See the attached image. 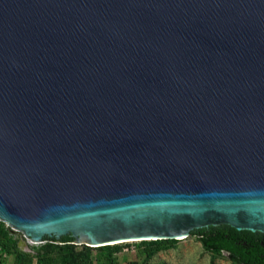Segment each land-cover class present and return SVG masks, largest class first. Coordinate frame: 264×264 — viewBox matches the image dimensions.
I'll return each mask as SVG.
<instances>
[{"label":"water","instance_id":"95a60500","mask_svg":"<svg viewBox=\"0 0 264 264\" xmlns=\"http://www.w3.org/2000/svg\"><path fill=\"white\" fill-rule=\"evenodd\" d=\"M0 221L264 234V0H0Z\"/></svg>","mask_w":264,"mask_h":264},{"label":"trees","instance_id":"16d2710c","mask_svg":"<svg viewBox=\"0 0 264 264\" xmlns=\"http://www.w3.org/2000/svg\"><path fill=\"white\" fill-rule=\"evenodd\" d=\"M196 235L203 248L211 253L226 257L234 264H264V234L248 230H236L228 225L208 226L191 231ZM43 244L33 247L29 254L34 257L38 264H54L53 255L58 256L59 264H93L90 247L84 246L80 251H74L69 246L73 238L69 235L59 239L45 237ZM178 239H156L141 240L139 242V253L151 256L161 250L171 248ZM59 243V244H58ZM61 243V244H60ZM99 251H105L109 256L119 249V245L95 246ZM2 253L21 254L18 241L12 236L9 229L0 223V255ZM0 264H2L0 260ZM127 264H138L136 261H129Z\"/></svg>","mask_w":264,"mask_h":264},{"label":"rangeland","instance_id":"374dc122","mask_svg":"<svg viewBox=\"0 0 264 264\" xmlns=\"http://www.w3.org/2000/svg\"><path fill=\"white\" fill-rule=\"evenodd\" d=\"M0 223L7 227L12 236L17 239L18 246L22 252L21 254L2 253L0 255L2 264H38L36 259L29 254L33 252V247L43 244L46 240L33 243L24 237L21 231L13 229L2 221ZM140 241L131 240L116 243L119 245V249L112 256H109L105 251L95 249V246L87 242H74L72 240L68 243L74 251H80L84 246H89L93 264H127L129 261H136L138 264H234L226 257L225 252L218 255L206 251L196 235L190 234L178 239L173 247L161 250L151 256H145L139 253ZM52 258L54 264H59L60 258L58 256L53 255Z\"/></svg>","mask_w":264,"mask_h":264},{"label":"bare ground","instance_id":"6f19581e","mask_svg":"<svg viewBox=\"0 0 264 264\" xmlns=\"http://www.w3.org/2000/svg\"><path fill=\"white\" fill-rule=\"evenodd\" d=\"M129 241H131V240H129ZM126 242V241H125Z\"/></svg>","mask_w":264,"mask_h":264}]
</instances>
